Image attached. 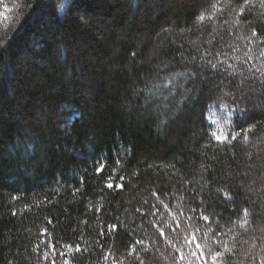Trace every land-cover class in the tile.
<instances>
[{
	"label": "trees",
	"instance_id": "16d2710c",
	"mask_svg": "<svg viewBox=\"0 0 264 264\" xmlns=\"http://www.w3.org/2000/svg\"><path fill=\"white\" fill-rule=\"evenodd\" d=\"M193 236L264 264V2L0 0V264H200Z\"/></svg>",
	"mask_w": 264,
	"mask_h": 264
},
{
	"label": "snow or ice",
	"instance_id": "6c2138e0",
	"mask_svg": "<svg viewBox=\"0 0 264 264\" xmlns=\"http://www.w3.org/2000/svg\"><path fill=\"white\" fill-rule=\"evenodd\" d=\"M261 2H264V0H261ZM214 135H215V134H214ZM216 139L219 141L221 138H220L219 136H216ZM99 171H100V172H103L104 169H103V168H100ZM108 187H109V188H112L113 185H112V184H109ZM122 187H123V186L121 185V188H122ZM245 211H247V210H245ZM174 219H175V217H174ZM189 219H191V217H189ZM200 219H202V220H204V221L207 222V221H209V216L201 214ZM179 223H180V222L177 220V221H176V226H177V227H179ZM172 231H176V229L173 228ZM44 235H47L46 230H45ZM160 235H161V236H164V235H165V233L163 232L162 229L160 230ZM185 239H187V238H185ZM187 242H188V244H189L190 246H193V250H192V252L190 253V255H191L192 257L195 258V261H199L200 264H207V257H206L205 254H204V249L201 247L200 243L196 240L195 236H193L192 239H191V240H188ZM136 243H137V244H142L143 242H142V241H136ZM214 243H219V241H218V240H217V241H214ZM44 244H45V247H50L51 252H53V253L57 252V249H56L55 244H52L51 246H49V245H48V242H47L46 240L44 241ZM37 247L39 248V245H37ZM69 247H71V245H69ZM75 250H76L77 252L80 251V249H79L78 246L76 247ZM133 251H135V249H133ZM176 252L180 253L179 259H180L181 261H183V260H184V255H183V253H182V250H181L180 248H177V249H176ZM58 255H60V256H64V255H66V254L63 253V252H60ZM222 255H223V254H222L220 251H218V250L215 251L214 253H212V254H211L212 264H217V260H218V258L221 257ZM44 259H45V260H48V254H47V253L44 254ZM51 264H56V260L53 259V260L51 261ZM66 264H67V261H66ZM141 264H143L142 261H141ZM188 264H193V261H189Z\"/></svg>",
	"mask_w": 264,
	"mask_h": 264
},
{
	"label": "rangeland",
	"instance_id": "374dc122",
	"mask_svg": "<svg viewBox=\"0 0 264 264\" xmlns=\"http://www.w3.org/2000/svg\"><path fill=\"white\" fill-rule=\"evenodd\" d=\"M211 121L213 123V132L215 134V136H219L221 139L223 138V127H222V123H220L218 120L211 118Z\"/></svg>",
	"mask_w": 264,
	"mask_h": 264
}]
</instances>
